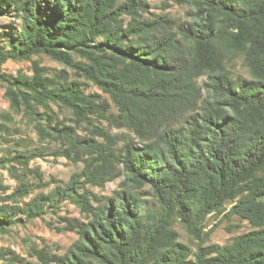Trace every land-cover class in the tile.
I'll return each instance as SVG.
<instances>
[{
	"label": "trees",
	"instance_id": "obj_1",
	"mask_svg": "<svg viewBox=\"0 0 264 264\" xmlns=\"http://www.w3.org/2000/svg\"><path fill=\"white\" fill-rule=\"evenodd\" d=\"M172 1L189 6L192 21L145 17L148 0H0V14L22 23L0 43L4 94L12 113L33 120L43 144L56 145L0 157V168L20 182L0 196V233L63 202L86 216L64 218V230L78 234L64 254L35 246L31 260L0 247V264H264V0ZM40 53L101 89L116 111L66 70L51 75L36 61L31 75L2 70ZM230 54L243 56L251 78L234 76ZM45 156L84 166L20 205L33 192L28 172L39 175L30 161ZM121 176L112 195L92 190ZM211 214L254 228L229 244L205 245ZM175 220L199 241L195 252L180 241Z\"/></svg>",
	"mask_w": 264,
	"mask_h": 264
},
{
	"label": "rangeland",
	"instance_id": "obj_2",
	"mask_svg": "<svg viewBox=\"0 0 264 264\" xmlns=\"http://www.w3.org/2000/svg\"><path fill=\"white\" fill-rule=\"evenodd\" d=\"M148 6L149 12L144 16L150 19L157 15H169L181 21H192L190 7L185 4H177L172 0H148ZM21 26V20L15 15L8 13L0 14V43L4 45L8 44L13 34L19 31ZM231 57L232 61L228 62V66L232 69L234 76L251 78L249 70L244 65L243 56L232 55ZM34 61L38 62L41 67L47 68L51 75L66 70L71 80L80 81L82 88L87 94H98L102 99L109 100L112 104V111H116L110 97L101 89L85 78L78 77L71 68H67L64 64L52 59L46 54L40 53L35 55L30 61H9L3 66L2 70L7 75H17L20 71L24 74L31 75L33 72L32 63ZM205 80L206 78L202 77L199 79V83L203 84ZM4 91V84L0 83V113H11L14 120L7 122L3 118H0V123L3 125V128L0 129V157L9 156L16 151L33 149L40 146H44L50 151L55 150L56 145L54 143L43 144L39 140L33 120L26 117L23 111L20 113H12ZM53 109L60 119H65L68 124H74V118L67 109L56 105L53 106ZM111 131L113 134L121 135L123 138H135L134 134L126 128H111ZM13 165L15 167L17 166L20 170L19 172L22 173L21 166L15 163ZM83 166L84 164L82 162H73L62 156H45L31 160L30 169L38 171L40 176L35 172H28V182L32 186L33 192L26 198L21 199L20 205L33 199L40 193H50L59 185H64L74 173L80 172ZM122 181L123 176L108 182L104 188L92 187V190L99 195H112L119 188ZM19 184L20 182L13 178L8 168H0V196L11 195ZM144 189L147 191L148 187ZM147 196L150 197V195ZM5 203L12 204L13 202L8 200ZM228 207L230 208V205ZM65 217L86 220V216L75 205L69 202H63L60 204L58 212L50 209L41 218L17 224L9 233H0V247L13 249L20 255L31 260L33 258H30V253L35 246L39 248L46 246L51 253L64 254L78 239L76 232L64 230L66 225L64 221ZM173 227L178 231L180 241L188 244L192 251L195 252L199 241L193 238L178 220H175ZM204 227V232L210 233L205 245L229 244L235 237L249 232L254 228L246 219H242L239 216L229 218L224 216V214L209 215Z\"/></svg>",
	"mask_w": 264,
	"mask_h": 264
},
{
	"label": "built area",
	"instance_id": "obj_3",
	"mask_svg": "<svg viewBox=\"0 0 264 264\" xmlns=\"http://www.w3.org/2000/svg\"><path fill=\"white\" fill-rule=\"evenodd\" d=\"M5 92V91H4Z\"/></svg>",
	"mask_w": 264,
	"mask_h": 264
}]
</instances>
